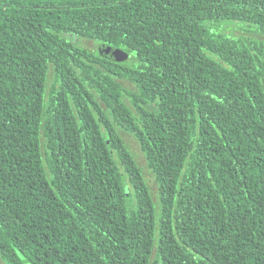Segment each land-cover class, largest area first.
<instances>
[{
  "label": "trees",
  "instance_id": "trees-1",
  "mask_svg": "<svg viewBox=\"0 0 264 264\" xmlns=\"http://www.w3.org/2000/svg\"><path fill=\"white\" fill-rule=\"evenodd\" d=\"M0 256L264 264V0H0Z\"/></svg>",
  "mask_w": 264,
  "mask_h": 264
},
{
  "label": "rangeland",
  "instance_id": "rangeland-1",
  "mask_svg": "<svg viewBox=\"0 0 264 264\" xmlns=\"http://www.w3.org/2000/svg\"><path fill=\"white\" fill-rule=\"evenodd\" d=\"M229 32L231 33H234L235 35H238V34H245L247 35L248 33L247 32H244V31H241V30H238V29H235V28H232V29H228ZM70 40L71 38H76V37H71L69 36L68 37ZM78 39V38H76ZM80 40V39H78ZM82 44H84V46L88 47V48H91V49H97L98 46L96 45L95 42H92V41H83ZM52 80H53V76L51 74L50 76V81H49V85L51 86L52 84ZM126 86L129 87V88H133V85H131L129 82H125ZM123 136L129 146V148L131 149V151L134 153V155L136 156V159H137V162L138 164L141 166V168L143 169V172H144V175H145V178L153 192V195H154V198H155V201H157V195H158V188H157V183H156V180H155V176L153 175V173L149 170V168L147 167V164H146V159H145V156L144 154L142 153L141 149H140V146L138 144V142L135 140V138L129 134H125L123 133ZM0 264H6L1 256H0Z\"/></svg>",
  "mask_w": 264,
  "mask_h": 264
},
{
  "label": "water",
  "instance_id": "water-1",
  "mask_svg": "<svg viewBox=\"0 0 264 264\" xmlns=\"http://www.w3.org/2000/svg\"><path fill=\"white\" fill-rule=\"evenodd\" d=\"M99 51L103 57L110 59L122 54V52L118 48L111 47L108 45H101L99 47Z\"/></svg>",
  "mask_w": 264,
  "mask_h": 264
}]
</instances>
